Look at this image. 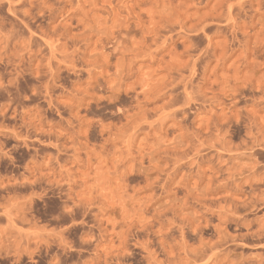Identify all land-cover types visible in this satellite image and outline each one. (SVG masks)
Here are the masks:
<instances>
[{
  "label": "rangeland",
  "instance_id": "374dc122",
  "mask_svg": "<svg viewBox=\"0 0 264 264\" xmlns=\"http://www.w3.org/2000/svg\"><path fill=\"white\" fill-rule=\"evenodd\" d=\"M0 264H264V0H0Z\"/></svg>",
  "mask_w": 264,
  "mask_h": 264
}]
</instances>
